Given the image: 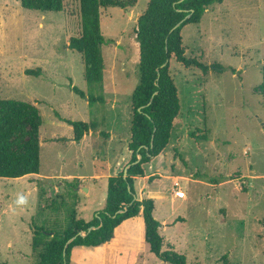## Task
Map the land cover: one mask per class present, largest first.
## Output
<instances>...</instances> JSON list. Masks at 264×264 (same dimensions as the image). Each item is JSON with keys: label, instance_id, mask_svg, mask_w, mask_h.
Wrapping results in <instances>:
<instances>
[{"label": "rangeland", "instance_id": "rangeland-1", "mask_svg": "<svg viewBox=\"0 0 264 264\" xmlns=\"http://www.w3.org/2000/svg\"><path fill=\"white\" fill-rule=\"evenodd\" d=\"M148 1L137 0L128 10L101 9L105 70L103 87L97 89L84 79L80 53L68 47L81 33L79 0H65L61 12L0 0V98L30 102L42 119L39 173L0 177V263L37 264L33 228L57 232L72 214L89 221L92 208L103 207L101 187L88 190L92 181L64 177L114 173L126 151L131 95L140 82L134 30ZM182 35L187 56L203 55L204 63H219L223 70L204 76L172 60L180 119L156 161L160 167H148L152 178L143 196L155 202L163 250L183 254L187 264H264V0L214 4ZM38 68V75L25 73ZM90 95L108 102L89 104ZM63 119L90 122L87 134L93 131V137L83 144L72 141L73 127ZM98 130H111L109 144L108 136H96ZM197 130L208 139H191ZM105 146L108 161L103 162ZM143 183L141 177L135 181L140 196ZM178 189L184 197H176ZM132 231L106 256L96 247L74 248L72 264H171L150 252L137 226Z\"/></svg>", "mask_w": 264, "mask_h": 264}, {"label": "trees", "instance_id": "trees-1", "mask_svg": "<svg viewBox=\"0 0 264 264\" xmlns=\"http://www.w3.org/2000/svg\"><path fill=\"white\" fill-rule=\"evenodd\" d=\"M64 1L20 0V3L30 10L61 12ZM224 1H148L146 9L137 18L134 30L139 41L140 82L131 95L130 157L117 175L108 177L105 203L91 220L86 221L72 214L68 225L60 231L53 232L41 226L33 228L32 247L37 253V264H72L74 248L98 247L110 242L125 220L140 214L144 219V238L150 252L166 263L187 264L183 254L175 250H163L164 239L159 221L154 216L155 202L152 198L136 197L135 178L147 175L146 166L166 150L173 129L180 119L181 100L178 85L172 75V60L186 69H197L204 76L212 70H223L219 63H204L203 55L187 56L182 31L189 24L199 23L209 7ZM136 4L137 0H79L81 33L70 38L68 47L80 53L84 79L89 85L102 89L104 84L102 46L106 39L101 29V9L119 7L128 10ZM41 72L39 68L25 70L28 75ZM262 73L261 93L264 99V68ZM71 88L86 98L83 90L74 85ZM87 99L89 104L108 102V99L101 96L90 95ZM63 120L73 127V140L77 142L91 129L90 122ZM41 122L40 112L34 104L0 98V177L20 178L39 173ZM201 133L204 130H197L189 136L193 140H207V135ZM101 134L109 137L108 132ZM139 155L141 159L136 162ZM127 165L129 167L125 177L124 169ZM91 226L94 229L87 231ZM81 231L86 232V235H78ZM73 236L76 237L66 246Z\"/></svg>", "mask_w": 264, "mask_h": 264}, {"label": "crops", "instance_id": "crops-1", "mask_svg": "<svg viewBox=\"0 0 264 264\" xmlns=\"http://www.w3.org/2000/svg\"><path fill=\"white\" fill-rule=\"evenodd\" d=\"M73 85V84H72ZM89 132V131H88ZM109 133H110V135H109V137H107V139H106V145L107 144H109V142L111 141V139H112V135H111V130H109ZM96 136L97 137H99V136H101V138L103 137L101 134H100V130H98L97 131V134H96ZM88 137H90V138H92L93 137V131H90V134H85L84 135V137H83V139L80 141V143L81 144H83V142L84 141H86L87 139H88ZM71 138H73V137H71ZM72 141H73V139H72ZM128 142L129 141H125L124 142V146H125V148L124 149H126V151L124 152V154H123V156L121 157V159H119L118 161H117V166L115 167V172L118 174L121 170H122V168H123V166L126 164V162L128 161V159H129V157H130V152H129V150H128ZM171 144V143H170ZM169 144V145H170ZM168 145V146H169ZM106 147V153H105V155H104V159H102L103 160V162L104 161H108L107 160V153H108V146H105ZM167 149V148H166ZM166 151V150H165ZM164 151V152H165ZM164 152H163V154H164ZM163 154H161L160 156H162ZM102 156V155H101ZM160 156H158L157 158H155L152 162H150L147 166H146V169H147V175L146 176H144V177H141L142 178V180H143V184H142V186H141V188H140V190L142 191V195L140 196L138 193H137V191H136V197L138 198V199H143V198H145L144 196H143V192L146 190V183H147V179H150V177H152V176H150L149 174H148V167L149 166H151V164H155V167L156 168H158V167H160V166H156L157 165V163H156V161H157V159L160 157ZM114 169V168H113ZM114 172V173H115ZM114 173H112V171H109V172H96L95 174H92V175H78V176H76V175H68V176H65L64 178L65 179H67L66 177H69L68 179H77V180H79V181H83V182H86L87 183V181H92V184L90 185V186H87V188H89L88 190H90V187L91 186H93V187H95V185H98V187H101L102 189H103V192L101 193V201H100V205H104V202H105V199H106V194H107V182H108V177H110V176H115L114 175ZM31 175V174H30ZM27 176V175H26ZM140 177H137V178H135V181L136 180H138ZM101 180L103 181V182H101ZM102 184V185H101ZM136 189V188H135ZM150 197H152V195L150 196ZM99 210V209H98ZM97 210H96V207L95 208H92V212H93V215H94V213L96 212ZM130 225V226H129ZM129 226V227H128ZM137 226V229H139V231H140V235L142 236V240H143V235L145 234L144 232H145V229H144V219H143V216H142V214H140V215H138V216H136V217H133V218H129V219H127V220H125L118 228H117V230H116V234H115V237L110 241V242H108V243H106V244H104V245H101V246H98V247H96V250L97 251H104L105 252V256H106V254H107V252H108V250H109V247H114L116 244V242H118L119 240H121L122 241V239L123 240H125V237L127 238V237H130V236H133V235H131L132 234V227H136ZM160 227H162V225H160ZM135 231V230H134ZM145 236V235H144ZM144 240H145V238H144ZM121 241H119V242H121ZM146 243V242H145ZM116 246H120V245H116ZM95 248V247H94ZM72 256H73V254H72ZM104 256V254H101V257H102V259L105 257Z\"/></svg>", "mask_w": 264, "mask_h": 264}, {"label": "water", "instance_id": "water-1", "mask_svg": "<svg viewBox=\"0 0 264 264\" xmlns=\"http://www.w3.org/2000/svg\"><path fill=\"white\" fill-rule=\"evenodd\" d=\"M180 24H181V22L178 23L177 26H179ZM177 26H176V27H177ZM164 65H166V63H165ZM164 65H163V66H164ZM151 145H152V143H151ZM140 159H141V155L138 156V160H137L136 162H138ZM136 162H135V163H136ZM128 167H129V165H127V166L125 167V169H124V176H125V177L127 176ZM92 229H94L93 226L89 227L87 231H91ZM78 235L85 236V235H86V232L81 231V232L78 233ZM75 237H76V236H73L71 239H69V240L67 241V243H66V246H67V244H68L71 240H73ZM66 246H65V247H66ZM64 255H65V252H64Z\"/></svg>", "mask_w": 264, "mask_h": 264}, {"label": "built area", "instance_id": "built-area-1", "mask_svg": "<svg viewBox=\"0 0 264 264\" xmlns=\"http://www.w3.org/2000/svg\"><path fill=\"white\" fill-rule=\"evenodd\" d=\"M175 195H176V197H179V198L185 196L184 192L181 189L176 190Z\"/></svg>", "mask_w": 264, "mask_h": 264}, {"label": "clouds", "instance_id": "clouds-1", "mask_svg": "<svg viewBox=\"0 0 264 264\" xmlns=\"http://www.w3.org/2000/svg\"><path fill=\"white\" fill-rule=\"evenodd\" d=\"M19 202L22 203L23 202V198H21V200Z\"/></svg>", "mask_w": 264, "mask_h": 264}]
</instances>
